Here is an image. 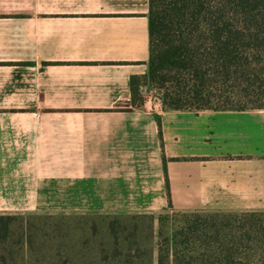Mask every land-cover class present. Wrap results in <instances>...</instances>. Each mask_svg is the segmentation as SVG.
<instances>
[{
    "label": "crops",
    "instance_id": "crops-1",
    "mask_svg": "<svg viewBox=\"0 0 264 264\" xmlns=\"http://www.w3.org/2000/svg\"><path fill=\"white\" fill-rule=\"evenodd\" d=\"M147 14L0 0V214L264 211V109L162 110L144 85L131 102Z\"/></svg>",
    "mask_w": 264,
    "mask_h": 264
},
{
    "label": "trees",
    "instance_id": "trees-1",
    "mask_svg": "<svg viewBox=\"0 0 264 264\" xmlns=\"http://www.w3.org/2000/svg\"><path fill=\"white\" fill-rule=\"evenodd\" d=\"M147 17L148 71L131 78L132 103L144 85L162 110L264 109V0H148ZM240 213V224L178 223L155 264H264V211ZM15 215L0 214V264L17 252L6 244Z\"/></svg>",
    "mask_w": 264,
    "mask_h": 264
},
{
    "label": "rangeland",
    "instance_id": "rangeland-1",
    "mask_svg": "<svg viewBox=\"0 0 264 264\" xmlns=\"http://www.w3.org/2000/svg\"><path fill=\"white\" fill-rule=\"evenodd\" d=\"M247 218L240 212L19 214L11 220V233L6 242L17 252L6 255L5 259L9 264H155L158 244L163 243V237L170 235L178 223L197 219L198 223L208 225L240 224Z\"/></svg>",
    "mask_w": 264,
    "mask_h": 264
},
{
    "label": "built area",
    "instance_id": "built-area-1",
    "mask_svg": "<svg viewBox=\"0 0 264 264\" xmlns=\"http://www.w3.org/2000/svg\"><path fill=\"white\" fill-rule=\"evenodd\" d=\"M145 95L147 99H150L152 102H154V106H158V108H162L161 101L159 95L156 93V91H152L150 89L145 90Z\"/></svg>",
    "mask_w": 264,
    "mask_h": 264
}]
</instances>
